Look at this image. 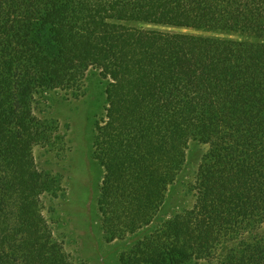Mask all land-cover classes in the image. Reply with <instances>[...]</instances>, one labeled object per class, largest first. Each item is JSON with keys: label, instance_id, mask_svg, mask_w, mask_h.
<instances>
[{"label": "trees", "instance_id": "trees-1", "mask_svg": "<svg viewBox=\"0 0 264 264\" xmlns=\"http://www.w3.org/2000/svg\"><path fill=\"white\" fill-rule=\"evenodd\" d=\"M89 69L101 229L149 227L118 264H190L219 237L216 264H264V0H0V264H73L43 211L56 188L34 162L49 130L33 100L76 95ZM192 141L208 146L195 209L161 223Z\"/></svg>", "mask_w": 264, "mask_h": 264}, {"label": "rangeland", "instance_id": "rangeland-1", "mask_svg": "<svg viewBox=\"0 0 264 264\" xmlns=\"http://www.w3.org/2000/svg\"><path fill=\"white\" fill-rule=\"evenodd\" d=\"M103 88L99 72L89 69L76 95L42 88L36 91L33 100L34 114L46 122L49 130V139L33 147L34 162L38 171L54 181L56 188L54 197L43 199V211L55 232L54 237L63 244L73 264H118L120 255L132 250L135 240L149 229L112 241L101 229L96 203L103 169L94 158L92 141L94 123L103 116L106 107ZM207 150V145L190 142L186 170L168 186L159 211L161 223L195 209L194 173ZM245 226H239L237 237L230 235L235 242L247 231ZM227 241L229 238L219 237L218 242L207 247L195 240L190 264H216L220 255L217 247Z\"/></svg>", "mask_w": 264, "mask_h": 264}]
</instances>
